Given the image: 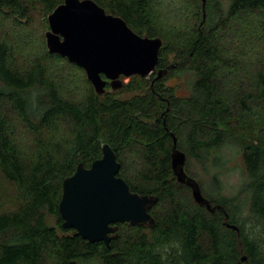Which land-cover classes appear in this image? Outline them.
Returning <instances> with one entry per match:
<instances>
[{"label":"trees","instance_id":"trees-1","mask_svg":"<svg viewBox=\"0 0 264 264\" xmlns=\"http://www.w3.org/2000/svg\"><path fill=\"white\" fill-rule=\"evenodd\" d=\"M64 1L0 0V179L14 191L0 205V264H264V0H207L205 19L202 0H94L161 38L157 71L168 70L104 94L47 47L48 17ZM37 26L46 33L27 55L21 34ZM183 77L186 96L167 84ZM174 136L199 183L194 164L221 170L219 152L237 146L240 194L223 196L216 174L214 193L200 185L222 209L198 204L174 172ZM105 144L133 192L159 197L155 226L118 223L110 245L64 227L59 210L64 180Z\"/></svg>","mask_w":264,"mask_h":264},{"label":"water","instance_id":"water-1","mask_svg":"<svg viewBox=\"0 0 264 264\" xmlns=\"http://www.w3.org/2000/svg\"><path fill=\"white\" fill-rule=\"evenodd\" d=\"M204 19L207 0H202ZM47 47L84 70L98 94H104L108 82L112 89L122 88V77H149L155 72L162 78L168 70H158L161 38L140 36L120 16L109 14L94 0H65L48 17ZM105 76V78L103 77ZM154 84V83H153ZM173 169L180 183L192 188L195 201L214 212L200 183L185 170L187 156L177 149L174 136ZM121 163L109 144L103 146V157L91 167L80 164L74 175L63 183L59 205L64 227L91 243L110 245L118 223L153 227L156 220L151 208L159 202L155 195H143L131 190L119 176ZM226 224L238 230L229 223ZM247 261V257L242 258Z\"/></svg>","mask_w":264,"mask_h":264},{"label":"rangeland","instance_id":"rangeland-1","mask_svg":"<svg viewBox=\"0 0 264 264\" xmlns=\"http://www.w3.org/2000/svg\"><path fill=\"white\" fill-rule=\"evenodd\" d=\"M8 25V24H7ZM10 27V26H6ZM15 34L19 37L21 30L15 29ZM46 32L42 27L37 26L34 30L21 34L22 46L25 53L32 54L36 48H38L39 40L42 38L43 34ZM33 47V48H32ZM79 77V76H78ZM122 81L126 84L130 82V78H122ZM187 78H173L170 79L167 84L173 86L177 89V93L180 96L188 95L187 90ZM118 97H127L125 94H117ZM224 161L225 165L222 166L221 170L218 168L210 167V172L203 169L198 164H194V172H196L199 177L200 183L205 186L207 191H213L215 187L213 183V178L218 174L219 181L221 182V194L225 197H233L240 194L242 187L244 186V177H243V163L240 150L237 146L233 144L225 145L218 154ZM214 193V191H213ZM14 191L6 182L0 179V205L3 204L6 207H10L11 204L9 199L12 198ZM245 195L241 196L240 202L245 201Z\"/></svg>","mask_w":264,"mask_h":264},{"label":"flooded vegetation","instance_id":"flooded-vegetation-1","mask_svg":"<svg viewBox=\"0 0 264 264\" xmlns=\"http://www.w3.org/2000/svg\"><path fill=\"white\" fill-rule=\"evenodd\" d=\"M107 90H110V91L114 90V89H112L111 81L108 82Z\"/></svg>","mask_w":264,"mask_h":264}]
</instances>
